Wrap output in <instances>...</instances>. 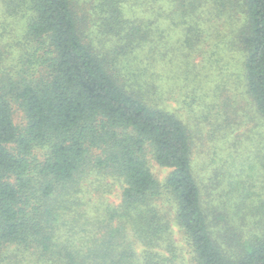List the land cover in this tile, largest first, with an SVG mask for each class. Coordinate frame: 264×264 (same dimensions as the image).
I'll return each mask as SVG.
<instances>
[{"label": "trees", "instance_id": "obj_1", "mask_svg": "<svg viewBox=\"0 0 264 264\" xmlns=\"http://www.w3.org/2000/svg\"><path fill=\"white\" fill-rule=\"evenodd\" d=\"M165 1L0 0V264H264V204L251 199L264 186V0H242L246 99L227 93L222 118L216 105L206 115L257 141L259 172L250 164L234 210L199 179L189 127L155 101L160 61L132 59L170 29ZM146 4L160 11L149 25L126 16ZM18 20L19 32L8 27ZM152 161L169 169L163 179Z\"/></svg>", "mask_w": 264, "mask_h": 264}, {"label": "rangeland", "instance_id": "obj_2", "mask_svg": "<svg viewBox=\"0 0 264 264\" xmlns=\"http://www.w3.org/2000/svg\"><path fill=\"white\" fill-rule=\"evenodd\" d=\"M198 1L195 9L190 6L182 8L174 0L165 1L167 13L171 14V17L167 14L166 18L169 19L170 29L167 31L160 28L156 41L148 38L144 42L145 47L139 48L132 59L141 63V60L149 61L155 57V60L160 61L162 68L155 78L158 89L160 83L163 85V93L158 95L157 92L155 101L160 106L175 111L189 127L194 139V162L199 179L203 184L209 185L212 200L215 199L217 204L226 202V208L229 209L231 205L234 210L236 203H242L241 200L246 199L240 196V187L244 182L248 184L250 164L254 165L256 173L259 172L258 161L251 157L255 154L257 141L233 138L230 133L225 135L227 129L219 126V121L214 123L207 119L206 115L216 105L215 110H212L213 116L217 120L222 118V114L217 113L221 110L227 93L240 101L247 97L244 52L238 42V34L246 24L247 14L242 0L236 1L231 7L225 6V9L215 0ZM128 5L125 4L124 9ZM162 13L166 14L164 11ZM125 14L133 20L141 17L144 20L142 23L149 25V19L160 14V11L157 7L146 4L134 10L128 8ZM19 23L18 20L7 24L8 27L16 26L15 30L18 28L19 32ZM100 23L99 20L97 26ZM103 40L108 45L111 43V46L117 43L108 36ZM23 116V112L16 107L15 123H24ZM234 130L233 136L246 129L242 125ZM239 141L241 143L234 146L233 143ZM229 148L231 151L238 149L229 157L232 161L230 169L224 162L229 156ZM152 170L159 179H163L169 172V169L160 167L155 161H152ZM109 182L110 189L104 196L108 202L117 204L121 199V184L115 179H109ZM258 182L260 185L264 183V179L259 177ZM255 191L259 195L254 193L252 203L263 207L264 186H257L252 190ZM263 212L261 209V214ZM176 235L178 237V233ZM180 245L186 251V245L183 242Z\"/></svg>", "mask_w": 264, "mask_h": 264}]
</instances>
